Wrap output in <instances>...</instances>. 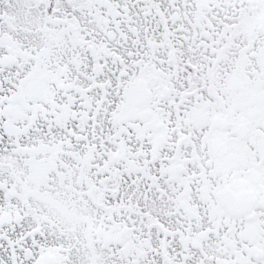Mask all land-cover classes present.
<instances>
[{"label":"snow or ice","instance_id":"obj_1","mask_svg":"<svg viewBox=\"0 0 264 264\" xmlns=\"http://www.w3.org/2000/svg\"><path fill=\"white\" fill-rule=\"evenodd\" d=\"M0 264H264V0H0Z\"/></svg>","mask_w":264,"mask_h":264}]
</instances>
